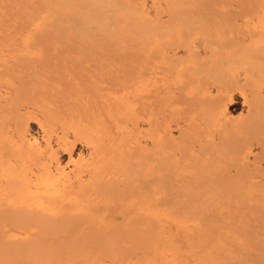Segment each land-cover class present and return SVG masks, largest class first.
<instances>
[{"label":"bare ground","instance_id":"6f19581e","mask_svg":"<svg viewBox=\"0 0 264 264\" xmlns=\"http://www.w3.org/2000/svg\"><path fill=\"white\" fill-rule=\"evenodd\" d=\"M13 1L0 0V7ZM58 1L44 4L54 2L57 7ZM88 4V9L81 4L91 11H86L83 25L76 26L75 16L65 20L70 15L65 14V21L55 20L53 29L45 25L47 31L29 29L28 20L36 22L38 7L35 21L28 15L24 20L0 16V255L9 258L6 264H214L216 258L210 259L226 241L218 243L217 232L211 239L201 235L220 221L206 222L203 209L210 207L203 204L209 203L199 196L232 194L235 189L238 193L243 186L246 193L250 175L264 177V0ZM92 23L94 32L87 29ZM109 31L128 39L135 36L133 51L113 50L114 39L107 46ZM108 60L117 61L122 71L129 65L137 68L124 70L122 82L117 80L121 86L113 90L118 95L131 90L138 104L133 145L126 141L128 133H122L127 126L121 127L130 106L125 97L105 90ZM237 107L239 115L234 116ZM257 157L263 166L251 174L249 159ZM187 179L203 183L187 188L183 182L181 194L182 184L176 183ZM157 191L159 197L164 195L160 199L165 209L160 206L156 212ZM236 193L233 196L241 198L242 191ZM173 194L187 197L175 201L170 199ZM172 213L183 220H175ZM200 216L205 217L203 232L197 225ZM84 220L106 223L104 232L89 224L82 227H91L95 237L89 235L80 229ZM164 221L175 223L177 233L194 231L190 239L198 242L192 246L176 231L161 229ZM77 227L88 234L83 236L86 242L92 240L85 248L76 243ZM263 234L253 243L263 247ZM29 236L33 245L21 250L24 244L17 238L25 243ZM94 238L110 242L95 243ZM207 249L214 255L205 259Z\"/></svg>","mask_w":264,"mask_h":264},{"label":"rangeland","instance_id":"374dc122","mask_svg":"<svg viewBox=\"0 0 264 264\" xmlns=\"http://www.w3.org/2000/svg\"><path fill=\"white\" fill-rule=\"evenodd\" d=\"M16 0H14L13 2H11V3H13L12 5H14V6H12L11 4V6L9 5L7 8H8V10H6V7H0V16L2 15L3 16V14H4V16L5 17H10V19H13L14 20V18H19L18 20H24V16H27L28 17V19L29 18H31L33 15L35 16V12H38L39 10H40V12H38V13H40V15H38V13L36 14L38 17H34L35 18V20H36V22H34L33 24H32V20H28V22H29V24H30V27H29V29L31 30V31H33V30H35V31H37V30H41L42 31V29L44 30H48L49 29V27H45V25L46 26H48V24H50L49 26H50V30L51 29H53V24H55L56 22H58V21H65V20H67L68 18H71V17H73V16H75V18H76V21H75V23H76V26H79V25H83L85 22H87L88 21V17H87V12H89L90 14H91V11H87V9H88V1L89 0H77V2H76V0H64V1H66V3L65 2H62L63 0H61V2L60 1H58V0H56V1H58V5H57V7H56V3H54V2H56L55 0H54V2L52 3V2H50L49 3V5L47 4V6H48V8H47V6H45L46 4H44V0L42 1V0H38V2L39 3H37V0L35 1V0H28L27 2H29L28 4H27V2L26 1H24V2H22V0L20 1V0H17L16 2H15ZM19 1V2H18ZM53 1V0H52ZM78 1L79 2H82L81 4L85 7V8H87L86 9V11H84L85 9H83V6H81V4L79 3L78 4ZM26 2V3H25ZM30 2H31V4H30ZM33 2V3H32ZM41 2V3H40ZM60 2V3H59ZM23 3H25V5H23V7H22V5L21 4H23ZM36 3L38 4V5H36ZM64 3V4H63ZM68 3V4H67ZM40 4H42L41 5V7H39V5ZM62 5V7L60 6V5ZM1 5V4H0ZM44 5V6H43ZM67 5V6H66ZM18 6V7H17ZM34 6V7H33ZM51 6H52V8H51ZM59 6H60V8H61V10H58V8H59ZM22 7V8H21ZM39 8V10H38V8ZM45 7L47 8V9H45ZM64 7V8H63ZM69 7V9H68V12H67V8ZM4 8H5V10H4ZM18 8H19V10H18ZM28 8V9H27ZM40 8H42V9H40ZM45 10H44V9ZM59 8V9H60ZM3 9V10H2ZM20 9H22L21 11H20ZM24 9V10H23ZM35 9V10H34ZM37 9V10H36ZM52 9V10H51ZM56 9H57V11H56ZM64 9V10H63ZM77 9V10H76ZM2 10V11H1ZM10 10V11H9ZM29 10H30V12L31 13H33V14H31V13H28L29 12ZM44 11L45 13H43L42 11ZM8 11V12H7ZM54 11H56L55 13H53ZM60 11V12H59ZM74 11V12H73ZM80 11V12H79ZM10 12V13H9ZM13 12V13H12ZM78 12V14H76ZM85 12V13H84ZM42 13V14H41ZM10 14H12L13 15V18H11L12 17V15H10ZM26 14V15H25ZM56 14V15H55ZM60 14V15H59ZM62 14H64V15H62ZM65 14H70V15H68L69 17H67V18H65L66 16H65ZM58 15V16H57ZM80 15V16H79ZM86 15V16H85ZM1 16V17H2ZM29 16H31V17H29ZM57 16V17H56ZM62 16H65L64 17V19H63V17ZM91 16V15H90ZM27 17H25V22H26V18ZM60 17V18H59ZM22 18V19H21ZM37 18H39L38 20H37ZM41 18V19H40ZM78 18V19H77ZM82 18V19H81ZM31 19H33V17L31 18ZM17 20V19H16ZM34 20V19H33ZM34 20V21H35ZM55 20H56V22H55ZM79 20H81V22L79 21ZM84 20V21H83ZM86 20V21H85ZM83 22V23H82ZM77 23H78V25H77ZM97 24V23H96ZM53 26V27H52ZM95 24L94 23H92V24H90V26L88 25L87 26V29H88V31H90V32H94L95 31ZM111 30H112V28H111ZM112 31H114V30H112ZM106 34V36L104 37V38H107V36H108V39L105 41L106 43H109L108 45L105 43V45H107V46H110V44L112 43V41L113 40H111V39H114V42L111 44V48L112 47H114L115 49L117 48V50L118 51H120V52H128V51H130V52H132L133 51V49H134V47H135V36L133 37H131V38H126V37H124V36H120V34H118V35H116V36H113V34L111 35L110 34V31H109V33L107 34V33H105ZM104 34V35H105ZM111 38H110V37ZM113 37V38H112ZM124 38H126V39H124ZM128 39V40H127ZM105 40V39H104ZM111 40V41H110ZM120 40H122V41H120ZM125 41V42H124ZM134 41V42H133ZM121 43V44H120ZM124 43V44H123ZM128 45V46H127ZM106 46V47H107ZM110 47L109 48H107V49H110ZM131 47V48H130ZM113 49V48H112ZM112 49H110V51L112 50ZM121 49V50H120ZM114 50V49H113ZM108 61H110V60H108ZM107 61V62H108ZM112 61H115V60H112ZM117 62V61H116ZM116 62H108L110 65H111V63L113 64V65H111L110 67H109V65H108V63H107V75H106V77L108 78L107 80H108V82H107V80H105L106 81V83H105V86L107 85V89H105L106 90V92H109L110 94H112L113 96L114 95H116V96H120V97H125L123 100L125 101V102H127V104L130 106V113L128 114V115H124V116H127L126 117V119H125V117H123L124 119L123 120H121V121H123V122H121V124H122V126H121V124H120V126L121 127H124V125H125V127L127 128H125V130H122V133H124V131H126L125 133L129 136H127L125 133H124V137H126L127 136V143L128 144H130V143H133L134 144V141H135V136H137V130H136V128H134L135 126H136V122H137V120H138V114H139V109H138V107H137V103L136 102H134V100H133V94L132 93H130L131 92V90H124L123 92H120L121 94L120 95H118V94H113V90L115 89V87L116 86H114V85H117L118 84V81L121 79V76H122V74H124L123 73V71L124 70H131L134 66H132V68L130 67V65L129 66H127V67H129L130 69H128L127 67H123V71L121 70V68H120V70H119V67H117L116 66V64H119L118 62L116 63ZM133 64V63H132ZM135 65V64H134ZM116 66V67H115ZM112 67V68H111ZM113 67H115V69L113 68ZM117 68V69H116ZM135 68H136V66L133 68L134 69V71H135ZM109 69V70H108ZM137 69V68H136ZM126 70V71H127ZM133 70L130 72L129 71V74L130 73H132V72H134ZM137 71V70H136ZM135 71V72H136ZM128 72V71H127ZM133 75H134V73H133ZM133 75H131L132 76V78H133ZM111 77V78H110ZM112 79V80H111ZM118 80V81H117ZM122 80L123 79H121V81H119V83H121L122 82ZM112 81H113V83L114 84H112ZM114 81H116V83L114 82ZM132 82V81H131ZM123 86H125V83L123 82ZM109 85H113V86H109ZM129 85V83L127 84V86ZM109 86V87H108ZM118 87H120L121 86V84L120 85H117ZM122 86V87H123ZM117 87V88H118ZM116 88V89H117ZM110 89V90H109ZM112 89V90H111ZM111 91V92H110ZM109 93H107V94H109ZM122 94L123 95H125V96H122ZM109 96H111V95H109ZM107 97H108V95H107ZM127 97V98H126ZM126 99L128 100V101H126ZM110 100V99H109ZM111 101V100H110ZM130 101V102H129ZM136 101V100H135ZM129 102V103H128ZM110 103V102H109ZM110 104H112V102L110 103ZM107 105H109V104H107ZM111 106V105H110ZM110 106H108V108L110 107ZM113 106V105H112ZM110 107V108H112L113 109V107ZM109 108V109H110ZM135 109H136V111H135ZM131 110H132V112H131ZM134 115H133V114ZM239 115V107H237L236 108V110H235V113H234V116H238ZM129 116V117H128ZM133 116V118H131ZM135 116V117H134ZM128 118H130V119H128ZM136 120H135V119ZM124 121L125 122H127L128 121V123H129V125H127L128 123H124ZM135 123V124H134ZM131 124H132V126H131ZM132 127V129H130ZM130 129V132H128V130ZM34 131V130H33ZM133 131V132H132ZM34 133V132H33ZM131 133V134H130ZM136 133V135L134 136V134ZM114 135V134H113ZM123 135V134H122ZM122 135H120V133H119V136H122ZM130 135L132 136L131 138H130ZM134 137V138H133ZM133 144H130V145H133ZM75 149H76V151L77 150H80V144L79 143H76V145H75ZM83 154H84V151L82 152ZM250 161H249V163H248V165H247V167L248 166H250V170H251V174H252V170H253V172L254 171H257L258 169H259V167H262L263 166V160H262V158L261 157H257V158H255V159H249ZM252 167V168H251ZM248 169H249V167H248ZM256 176V177H255ZM250 177L251 178H249L250 179V181H249V179L248 180H245V183L247 182L248 184V186H247V188H248V190H246V193H245V191H244V189H245V187L246 186H243L242 188V190H239V192L238 193H236V191H237V189H235L234 190V192L238 195L239 193H240V191H242V193L243 194H241V198H239V196H238V198H239V200L240 199H242V201H244L243 202V204H242V201H241V203L239 202H237V201H239L238 200V198L236 197H234L235 196V193L232 191V194H231V192H229V191H226V192H222V194L223 195H221L220 194V196L218 195V194H216V192H208V193H205V194H201L200 196H199V199L201 200V201H203L204 202V200H205V202H207V203H209V204H206L205 202V204H203V206H204V208L205 207H210V208H205V209H203L204 210V213L203 214H205L204 216H206V218L204 217V216H200V218H202L201 220H199V224H201V225H199V224H197L198 225V227H199V229H204L205 230V227L203 226V225H205V224H203L202 225V220L205 218L206 219V222H209L210 220H211V218H212V221H210V222H214L213 220H215V222H214V224L215 223H217L218 221H220L221 222V225H220V222H219V224H217V225H214L213 226V224L211 225V226H213V227H210V228H208L207 229V227H206V230L208 231L209 230V234H206V233H201V235L202 234H204L203 236V238H207L208 236L207 235H209V239H211V237H212V235H211V233L212 234H215L216 232V234H215V236L217 235V237L219 238H221L219 241H218V243L222 240V238H223V243L225 242V245L224 244H219V245H216L215 243V247H217V246H219L217 249H219V252H217V250L215 251V247L213 248V247H211L210 245H208L207 247H209V248H211V249H214V250H212V251H215L216 253H217V255H214V254H212V252L210 253V249H209V251H208V249H207V251L205 252L207 255H205V253H204V255H205V259H207L206 257L207 256H209V254H211L213 257H212V259H210L211 260V262H213L212 260H213V258L216 260V261H214V264H264V250H263V247H262V245L263 244H261L260 243V245H256L255 243H253V241L255 240V238L254 237H256V240L258 241V242H260L261 240H260V236H262V234L264 233V223H262L263 221H264V183H261V182H264V177H261L260 176V174H257V173H254V174H252V175H250ZM252 179V180H251ZM197 181V182H196ZM157 182V181H156ZM183 182H187V183H185L184 185H186L187 186V184H188V186H187V188L188 187H199L198 186V184H202L203 183V181H201L200 179H187V180H183V181H181V182H179V183H176V185H178V187L183 183ZM241 184H240V186L238 187V184H237V188H240L241 187V185H242V183H243V185H245L244 184V181L243 182H240ZM153 184H158V183H153ZM180 184V185H179ZM183 185V184H182ZM181 185V190H179V192L181 193L182 191H184L185 190V187L186 186H182ZM230 185V184H229ZM236 185V184H235ZM260 185L261 186H263V187H260ZM262 188H263V190H262ZM184 189V190H183ZM241 189V188H240ZM159 192H162V191H160V190H158ZM157 191V194L159 193ZM244 191V192H243ZM178 192V191H177ZM178 192V193H179ZM185 192V191H184ZM183 192V193H184ZM176 194V195H181L180 193L179 194ZM218 193H220V192H218ZM156 194V195H157ZM161 194H163V193H161ZM156 195H154V197H156ZM174 195V194H173ZM172 195V196H173ZM176 195H174L175 197H173V198H171L170 197V199H174V198H176L177 196ZM234 195V196H233ZM158 196V199L161 201V199H160V197H159V194L157 195ZM164 195H162V197L161 198H164L163 197ZM223 196H225L224 198H226V200L230 203V205H229V203L228 202H223V201H225V200H223L224 198H222ZM234 198H233V197ZM181 197H187V196H181ZM181 197H177V201H178V198H181ZM204 197V198H203ZM218 197H220V198H218ZM243 197V198H242ZM233 198V199H232ZM99 200H102V199H99ZM154 200V199H153ZM156 200H157V198H156ZM156 200L154 201V211H161V209H160V206L162 207V205H163V202L160 204V203H158V201L159 200H157V203H156ZM163 200V199H162ZM175 201H176V199H174ZM207 200V201H206ZM231 200V201H230ZM237 200V201H236ZM235 202V203H233V202ZM99 202H101V201H98V203ZM237 202V203H236ZM246 202H248L247 204H246ZM102 203H104L103 201L101 202V204ZM211 203V204H210ZM228 203V205H226ZM262 203V204H261ZM97 204V203H96ZM234 204V205H233ZM98 205H100V204H98ZM208 205H210V206H208ZM213 205V206H212ZM243 205V206H242ZM256 205V206H255ZM235 206H237V207H235ZM260 206V207H259ZM211 207H213V208H211ZM262 207V208H261ZM164 207H162V210H164L163 209ZM243 208V209H242ZM244 208H245V210H244ZM260 210H259V209ZM209 209H211L210 211V213H212V214H210V213H208L209 211L208 210ZM258 209V210H257ZM205 210H206V213H205ZM250 210V211H249ZM156 211V212H157ZM215 211V212H214ZM259 211V212H258ZM213 212H214V214H213ZM250 212V213H249ZM177 213V212H176ZM176 213H172V217L173 216H175L176 218H174L175 220L177 219L178 221H181V220H183V219H178L179 218V216H178V214H176ZM254 213V214H253ZM262 213V214H261ZM175 214V215H174ZM208 214H210L209 216H210V219L209 218H207V217H209L208 216ZM236 214V215H235ZM257 215V218H254L256 215ZM262 216H261V215ZM212 215V216H211ZM214 215V216H213ZM216 216V217H215ZM231 216V217H230ZM171 217V218H172ZM199 217V216H198ZM218 217H219V219H218ZM262 217V218H261ZM213 218H215V219H213ZM261 218V219H260ZM172 220L173 222H177V221H175V220ZM199 219V218H198ZM237 219V220H236ZM186 220V219H185ZM238 220H240V221H238ZM204 221V220H203ZM262 221V222H261ZM83 222H86V225L85 226H83L84 224H82V226H80L81 225V223H80V225L78 224L77 226H80L81 228V230H85V231H87L88 230V232H89V235H92V236H94L95 237V233L93 232V231H91V227L93 226V227H95L96 226V229H94L95 231H100V234H101V232H104V230L102 229L103 228V226H104V224H106V223H104V222H98V223H94L95 224V226H94V224H92V223H89V224H92V225H89V224H87L88 222H87V220H84ZM171 222V221H170ZM235 222V223H234ZM256 222V223H255ZM102 223H103V225H102ZM164 224H166L167 226V228L165 227V225H164V227H163V225H162V228L161 229H163V230H165V231H167L168 229H169V232L171 233V234H173V233H175L174 231H176V233H175V235L177 236V234L179 235V236H181V240H183L184 242H189L190 241V245H194V242H198V240H194V238H193V241H192V239H190L191 237L190 236H193V232H187V233H185V232H181V233H177V232H180V231H178V230H176L175 228V225L172 223H168L167 221H164L163 222ZM182 223H183V221H182ZM223 223V224H222ZM248 223H250V224H248ZM241 224H243V225H241ZM257 224V225H256ZM91 226L90 227V229L87 227L86 229L84 228H82V227H86V226ZM100 225H102L101 227H99ZM234 225V226H233ZM260 225H262V226H260ZM97 226H98V229H97ZM173 227L175 230H172L171 228H169V227ZM177 226V225H176ZM200 226H203V227H200ZM220 226V227H219ZM92 227V228H93ZM159 227H161V226H159ZM252 227V228H251ZM78 228V227H77ZM250 228V229H249ZM167 229V230H166ZM197 229V228H196ZM196 229H195V231H196ZM201 229V230H202ZM200 230V231H201ZM263 230V231H262ZM33 231H34V229H33ZM78 233H77V232ZM85 231L83 232V233H85ZM99 231H98V233H99ZM256 232V234H255V232ZM87 232V233H88ZM90 232H92V234L90 233ZM197 232H199L198 231V229H197ZM196 232V233H197ZM201 232H203V230L201 231ZM30 233L32 234V230H30ZM29 233V234H30ZM75 233H76V243H77V245L79 246V247H81V248H83L84 247V245L86 246V244H88V243H91V241L92 240H90L89 239V237H87V239H89V241L87 240V242H86V240H84V235H88V234H83V233H81V231H79V228L78 229H76L75 230ZM108 233V232H107ZM107 233H104V234H107ZM110 233V232H109ZM189 233V234H188ZM190 233H192V235L190 234ZM222 233V234H221ZM253 233V234H252ZM103 234V233H102ZM103 234V235H104ZM218 234H219V236H218ZM79 235H81V236H79ZM97 235V234H96ZM200 235V236H201ZM257 235V236H256ZM264 235V234H263ZM31 236V235H30ZM29 236V239L27 240L26 238V240H25V243H23L24 242V240H23V237L22 236H19V237H22V238H20L21 239V241H23V242H20L19 243V241H20V239H19V241H18V238H17V242H18V244L19 245H22V244H24V245H27V246H24V245H22L21 247H20V249L21 250H23V249H25V248H27L28 249V246H29V244L31 245V243L32 242H34L33 240H31V238L32 237H30ZM98 236L100 237V238H103L104 240L106 239L105 237L107 236V235H105V237H103V236H100L99 234H98ZM97 236V237H98ZM110 236V235H109ZM200 236L198 235V233H197V238L199 237L200 238ZM214 236V237H215ZM259 236V237H258ZM85 237V238H86ZM195 237V238H196ZM217 237H216V239H217ZM258 237V238H257ZM264 237V236H263ZM263 237H261V238H263ZM92 238V237H91ZM107 238H109L108 236H107ZM174 238H175V236H174ZM196 238V239H197ZM198 238V239H199ZM225 238V239H224ZM252 238V239H251ZM253 238H254V240H253ZM95 239L96 238H94V240H93V242L95 241ZM103 239H101V241L103 240ZM264 239V238H263ZM84 240V241H83ZM97 240H99L98 238L96 239V242L95 243H98L99 241H97ZM103 240V242H99V243H104L105 241ZM108 240V239H107ZM106 240V242L105 243H108V242H110V239L107 241ZM188 240V241H187ZM16 241V240H15ZM26 241H29L28 242V244H27V242ZM82 241V242H81ZM113 241V240H112ZM111 241V242H112ZM12 242V241H11ZM11 242H9V243H11ZM193 242V243H192ZM80 243H84V244H81L80 245ZM192 243V244H191ZM210 244H211V242H209ZM216 243H217V241H216ZM217 243V244H218ZM221 243V242H220ZM228 243V244H227ZM251 243V244H250ZM263 243V242H262ZM189 244V243H188ZM213 244V243H212ZM11 245V244H10ZM10 245H5V247L6 246H10ZM33 245V244H32ZM31 245V246H32ZM23 246H24V248H23ZM31 246H29V247H31ZM250 246V247H249ZM188 247H189V245H188ZM191 247V246H190ZM85 248V247H84ZM247 250V251H246ZM245 251V252H244ZM215 253V254H216ZM220 256H219V255ZM223 254L225 255L226 254V256H224L223 257ZM196 255V254H195ZM240 257H239V256ZM236 256H238L237 258H236ZM249 256V257H248ZM0 257H1V259H2V256L0 255ZM211 257V256H210ZM235 257V258H234ZM251 257V258H250ZM223 258V259H222ZM241 258V260H239ZM7 259V260H6ZM233 259H235L234 261H233ZM222 260H223V262H222ZM221 261V262H220ZM236 261H238V262H236ZM241 261V262H240ZM245 261V262H244ZM2 262V263H1ZM9 262V258H5V257H3V259H2V261L0 260V264H6V263H8ZM209 262L208 260H206L205 262H204V264H207V263ZM216 262V263H215ZM232 262V263H231ZM210 264H212V263H210Z\"/></svg>","mask_w":264,"mask_h":264}]
</instances>
